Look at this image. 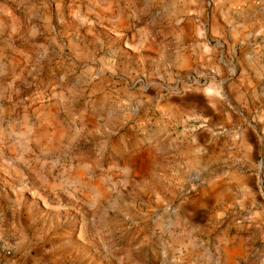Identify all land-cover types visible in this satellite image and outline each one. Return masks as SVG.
<instances>
[{
    "label": "rangeland",
    "instance_id": "obj_1",
    "mask_svg": "<svg viewBox=\"0 0 264 264\" xmlns=\"http://www.w3.org/2000/svg\"><path fill=\"white\" fill-rule=\"evenodd\" d=\"M255 40L264 85V0H0V264H264V127L180 100Z\"/></svg>",
    "mask_w": 264,
    "mask_h": 264
},
{
    "label": "crops",
    "instance_id": "obj_2",
    "mask_svg": "<svg viewBox=\"0 0 264 264\" xmlns=\"http://www.w3.org/2000/svg\"><path fill=\"white\" fill-rule=\"evenodd\" d=\"M257 43V40L250 41L246 43L247 45L240 47L237 56V73L231 81L222 82L223 86L221 87H218L219 84H217L218 71L214 68V57L210 54L198 57L202 66L209 67L206 74L209 85L180 96V100L186 106L201 112L200 116L208 119L209 124L214 125V128L218 127L225 133L233 131L239 139L242 133L251 131L248 124L238 120L239 115L243 113L252 118L254 124H249L252 128L264 127V85L260 79V71L255 63V53L253 52ZM226 147L227 144L216 146L214 147L215 151L211 152L207 151L208 149L205 147L206 152H202L199 156L197 154V157L194 158L195 161L189 168L188 176L198 174V167L200 170L203 168V171H210L214 163L213 159L227 161L222 150ZM218 151L219 156H217ZM188 152L194 153L192 148H188ZM243 163L244 161L241 160L234 166L228 165L227 168L235 169L236 173L241 174L243 170L240 166ZM206 195L211 197L212 193L208 192ZM191 207L196 211L198 204ZM19 263L23 264V262Z\"/></svg>",
    "mask_w": 264,
    "mask_h": 264
}]
</instances>
